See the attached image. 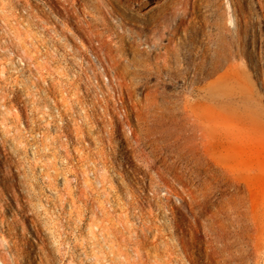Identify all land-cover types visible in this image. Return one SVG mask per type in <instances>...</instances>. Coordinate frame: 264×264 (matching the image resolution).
Masks as SVG:
<instances>
[{
  "label": "rangeland",
  "instance_id": "374dc122",
  "mask_svg": "<svg viewBox=\"0 0 264 264\" xmlns=\"http://www.w3.org/2000/svg\"><path fill=\"white\" fill-rule=\"evenodd\" d=\"M263 149L264 0H0V264H264Z\"/></svg>",
  "mask_w": 264,
  "mask_h": 264
},
{
  "label": "bare ground",
  "instance_id": "6f19581e",
  "mask_svg": "<svg viewBox=\"0 0 264 264\" xmlns=\"http://www.w3.org/2000/svg\"><path fill=\"white\" fill-rule=\"evenodd\" d=\"M150 5V4H149ZM127 6V5H126ZM182 18V17H181ZM178 22V21H177ZM179 24V23H178ZM185 24V23H184ZM172 30V29H171ZM174 33V31H173ZM176 33V32H175ZM162 34V33H161ZM164 34V33H163ZM173 35V34H172ZM172 37V36H171ZM169 40V39H168ZM171 40V39H170ZM168 42V41H167ZM166 42V43H167ZM162 44V43H161ZM172 45V44H171ZM105 46V45H104ZM167 46V45H166ZM158 47V46H157ZM111 48V47H109ZM159 48V47H158ZM112 50V49H111ZM113 51V50H112ZM109 55V54H108ZM149 55V54H148ZM163 57V56H162ZM166 59V58H165ZM120 64V63H119ZM185 64V63H184ZM232 66V65H231ZM236 68V67H235ZM233 68L231 69L230 67L223 73L221 78L219 79L218 77V82L216 83H222L224 86H228V84L233 80V73H232ZM207 71V70H206ZM234 72V71H233ZM212 85V84H211ZM215 85V87H216ZM211 87V86H209ZM212 88V87H211ZM206 89V88H205ZM152 91V90H151ZM208 95L213 99V101H218L217 100V95L215 91H212L211 89L207 91ZM206 93V91H205ZM205 96V95H204ZM209 97V98H210ZM205 105V104H204ZM209 105V104H208ZM222 107L226 109H231L232 108V102L229 97H226L224 101L220 104ZM194 109V108H193ZM185 110V108H184ZM202 105H198L196 109H194L193 115L195 116V120L197 123L194 121V124L196 125L197 128H200L201 126H206L207 128H211V131L208 133L207 138L209 141V147H208V152H211V155L215 157L219 161V163L224 167L229 170H235L237 168V164L241 165V170H245L249 172L252 169H259L260 170V165L256 160H252L250 158V153L255 150L257 154L260 155L261 153V147L262 146H254L248 143V141H241V142H236L234 138V134L232 133V128L231 126L227 123V115L224 117L223 120H217L215 118V110L213 107H210L209 110L206 112L208 114H205L204 112L202 113V117H200L199 113L202 112ZM205 114V115H204ZM191 115V114H190ZM193 121V119L191 120ZM205 121V122H204ZM200 122V123H199ZM193 124V125H194ZM202 129V128H200ZM210 130V129H209ZM205 132V131H204ZM207 132V131H206ZM205 132V133H206ZM203 133V132H202ZM199 134V133H198ZM198 136V135H197ZM206 138V137H205ZM207 140V139H206ZM203 141V140H202ZM201 141V142H202ZM202 146V145H201ZM264 150V149H263ZM202 151V150H201ZM205 152V151H204ZM204 154V153H203ZM207 154V152H206ZM205 154V156H207ZM252 154V153H251ZM262 156V155H261ZM211 159V158H210ZM213 159V158H212ZM214 160V159H213ZM259 161V160H258ZM264 161V160H263ZM218 163V162H217ZM142 166V165H141ZM263 167V166H262ZM220 168V167H219ZM201 170V168H200ZM206 171V170H205ZM211 171V173L208 175V177H205V183L204 187L206 189H209V187L212 185L210 182V179H217L221 181V183H226L229 180L225 176V170L221 169V172L223 174H219ZM196 172V171H194ZM202 172V171H200ZM228 172V170L226 171ZM230 172V171H229ZM233 173V172H232ZM241 173V172H240ZM200 174V173H199ZM203 175V174H202ZM235 175V174H234ZM244 175V173H243ZM182 176V175H181ZM239 176V175H238ZM261 176V174H260ZM241 177V176H240ZM182 178V177H181ZM260 179V178H259ZM189 180V179H188ZM183 181V180H182ZM218 181V182H219ZM185 183V182H184ZM194 183V182H193ZM228 184V183H226ZM189 185V184H188ZM202 186V185H201ZM227 187V186H226ZM195 189V188H193ZM203 189V188H202ZM211 189V188H210ZM229 189V188H228ZM198 190V189H197ZM212 190V189H211ZM207 190H202L201 196L203 198L206 197ZM213 191V190H212ZM197 195V194H196ZM227 195V194H226ZM198 196V195H197ZM199 197V196H198ZM208 197V196H207ZM210 199V198H209ZM199 200V199H198ZM196 201V200H195ZM206 201V200H205ZM198 202V201H196ZM202 203V202H201ZM199 204V202H198ZM205 204V203H204ZM203 205V204H201ZM192 206V204H191ZM205 206V205H204ZM207 206V205H206ZM193 208V207H192ZM207 209V208H206ZM196 210V209H195ZM200 211V210H199ZM214 212V211H212ZM202 213V212H201ZM207 214V213H205ZM210 220V219H209Z\"/></svg>",
  "mask_w": 264,
  "mask_h": 264
}]
</instances>
